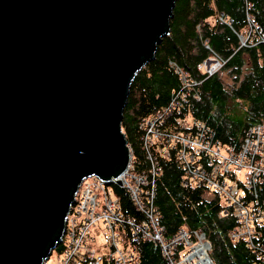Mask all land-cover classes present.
<instances>
[{"label": "water", "instance_id": "95a60500", "mask_svg": "<svg viewBox=\"0 0 264 264\" xmlns=\"http://www.w3.org/2000/svg\"><path fill=\"white\" fill-rule=\"evenodd\" d=\"M175 1L0 0V264H43L81 180L125 170L129 85Z\"/></svg>", "mask_w": 264, "mask_h": 264}, {"label": "built area", "instance_id": "2783aa9c", "mask_svg": "<svg viewBox=\"0 0 264 264\" xmlns=\"http://www.w3.org/2000/svg\"><path fill=\"white\" fill-rule=\"evenodd\" d=\"M219 20L230 23L222 12ZM255 31L250 25L239 35L240 43L248 45ZM256 38L264 42L257 34ZM224 62L211 51L198 64V71L211 75ZM169 65L177 74L180 87L171 92L167 105L141 122L148 170L134 169L128 146L129 160L118 177L83 178L65 216L59 243L62 249L54 264H136L132 245L144 240L159 247L166 264H213L210 242L203 232L180 228L170 235L164 233L154 202L155 179L160 171L156 153L176 158L183 170L184 184L205 186L211 194L221 197L224 213H231L237 220L228 237L243 240L256 253L254 264H264V243L259 240L264 198L259 199L257 192L259 185L264 186V124L248 125L239 149L230 152L213 139L212 129L203 120L179 115L191 99L199 98L200 80L175 61H169ZM118 179L122 185L115 181ZM118 189L126 192L133 212H124Z\"/></svg>", "mask_w": 264, "mask_h": 264}, {"label": "trees", "instance_id": "16d2710c", "mask_svg": "<svg viewBox=\"0 0 264 264\" xmlns=\"http://www.w3.org/2000/svg\"><path fill=\"white\" fill-rule=\"evenodd\" d=\"M230 19L226 24L220 13ZM252 25L255 34L248 45L239 41ZM169 31L156 47L154 58L145 63L129 85L121 128L131 149V161L138 172L148 170L142 143L141 122L167 105L171 92L180 87L177 74L169 65L175 61L189 74L199 77V98L191 99L181 115L201 119L213 132V139L230 152H236L248 125L264 124V0H176L169 20ZM217 53L225 59L211 75L200 74L198 64ZM229 99L240 102L244 112L227 113ZM170 119H168L169 121ZM160 171L156 175L155 208L170 235L180 228L203 232L210 242L213 264H254L256 253L241 239L228 232L237 225L231 213H224L223 200L205 186L183 183V170L170 154L156 153ZM259 199L264 186H258ZM125 213L134 211L126 192L118 189ZM211 195H207V194ZM259 240L264 243V224ZM57 253L62 246L55 247ZM136 264H166L158 246L150 240L133 244Z\"/></svg>", "mask_w": 264, "mask_h": 264}, {"label": "rangeland", "instance_id": "374dc122", "mask_svg": "<svg viewBox=\"0 0 264 264\" xmlns=\"http://www.w3.org/2000/svg\"><path fill=\"white\" fill-rule=\"evenodd\" d=\"M218 19H219V15H218ZM238 102H240L239 99H237L236 101L233 99H229V101L227 102L228 107H226V109H225V110H227V113L232 114V115L242 114L244 112V109L241 108V106H239ZM207 195L209 196L211 194L209 193ZM56 254H57V251L54 248L52 250L51 255H49V257L43 262V264H54Z\"/></svg>", "mask_w": 264, "mask_h": 264}]
</instances>
